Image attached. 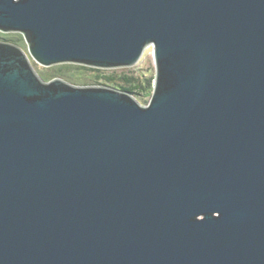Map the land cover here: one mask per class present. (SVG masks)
<instances>
[{
    "label": "water",
    "instance_id": "95a60500",
    "mask_svg": "<svg viewBox=\"0 0 264 264\" xmlns=\"http://www.w3.org/2000/svg\"><path fill=\"white\" fill-rule=\"evenodd\" d=\"M0 264H264V0H0Z\"/></svg>",
    "mask_w": 264,
    "mask_h": 264
},
{
    "label": "rangeland",
    "instance_id": "374dc122",
    "mask_svg": "<svg viewBox=\"0 0 264 264\" xmlns=\"http://www.w3.org/2000/svg\"><path fill=\"white\" fill-rule=\"evenodd\" d=\"M20 35V34H19ZM15 34H3L0 33V42L8 43L3 41L6 38H14ZM3 39V40H2ZM25 54L29 57L30 64L34 71L38 74V76L45 82H50L54 79H63L65 82L76 86V87H108L111 89L119 90L120 86H124L123 83L116 81L113 83H106L103 80H100L102 75H116L118 77L122 75L133 76L140 80L150 79L155 77V63L152 48H148L144 55L142 56L139 63L131 68H119V69H111V70H100V73L94 72L92 70H88L85 68H81L82 66L78 65H67L71 66L69 68H63L61 66L54 67H43L37 64L29 55L27 46L23 41V45L19 46ZM63 66V65H62ZM139 104L142 106H147L150 98L145 97H135Z\"/></svg>",
    "mask_w": 264,
    "mask_h": 264
},
{
    "label": "trees",
    "instance_id": "16d2710c",
    "mask_svg": "<svg viewBox=\"0 0 264 264\" xmlns=\"http://www.w3.org/2000/svg\"><path fill=\"white\" fill-rule=\"evenodd\" d=\"M3 41H6L8 43H11L17 46H20V45L22 46L24 39L21 35L15 34L14 38H9V39L6 38ZM61 67L69 68L71 66L63 65ZM81 68H85V67H81ZM86 69L100 73V70L90 69V68H86ZM100 80H103L106 83H113V82L119 81L123 83L124 85V86H120V91L127 92L134 97L150 98L152 90H153L154 78L140 80L138 78H135L133 76H128L125 74L120 77L113 74V75H102L100 77Z\"/></svg>",
    "mask_w": 264,
    "mask_h": 264
}]
</instances>
